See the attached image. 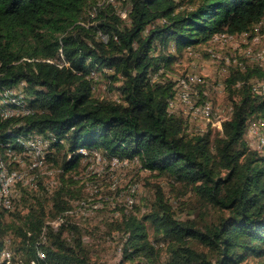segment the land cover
Instances as JSON below:
<instances>
[{
    "label": "trees",
    "instance_id": "obj_1",
    "mask_svg": "<svg viewBox=\"0 0 264 264\" xmlns=\"http://www.w3.org/2000/svg\"><path fill=\"white\" fill-rule=\"evenodd\" d=\"M125 2L126 17L109 0H0V92L21 87L31 110H0V155L24 150L19 138L42 136L47 160L61 167L56 186L38 180L29 191L25 213L15 207L8 219L11 196L10 209L0 204V254L12 233L23 264H98L70 217L83 193L71 173L100 153L184 181L201 203L199 217H181L158 185L144 212L107 220L125 239L123 261L156 264L163 244L165 264H264V153L246 140L252 119L264 121V94L255 88L264 84L263 66L223 80L233 108L215 133L189 130L185 112L170 109L177 78L167 72L216 33L256 34L264 0ZM93 70L112 79L117 97L95 95Z\"/></svg>",
    "mask_w": 264,
    "mask_h": 264
},
{
    "label": "rangeland",
    "instance_id": "obj_2",
    "mask_svg": "<svg viewBox=\"0 0 264 264\" xmlns=\"http://www.w3.org/2000/svg\"><path fill=\"white\" fill-rule=\"evenodd\" d=\"M109 1L115 4L118 12H126L128 4L125 0ZM122 16L126 17V14H122ZM212 40L209 43L199 45V49H193L190 53L188 51L186 53L184 50L182 54L178 55L177 60L168 66L167 72L173 79L184 73H194L202 77L204 86L201 84L202 87L197 88L199 90L197 98L200 97V101L210 100V106L213 104L217 109L216 117L218 118H195L192 116L191 119L188 114L187 103L184 102H179V106L175 108L187 112L185 115L188 118L189 130L202 131L213 128V133H215L218 132L221 122L230 116L233 108L230 92L227 85L226 88L224 87L223 80L226 81L228 77H231L236 68L245 69L243 67L245 64L247 66L250 64L255 65L253 62H257L259 54H261L260 59L264 63V23L261 24V27H257L256 34L234 33L233 38L226 42H214ZM172 47L174 48V46ZM227 58H229V61ZM262 66L264 68V65ZM159 73L161 71L156 73L153 79H156ZM91 75H94L97 79L94 90L96 96L110 98L118 96V91L110 88L112 82L110 77H103L101 72L96 70H93ZM259 82L262 81H257V83ZM237 85L239 86L240 82ZM13 89V93L17 91L23 97L21 87H13ZM3 94L8 98L10 97L8 89L0 92V99ZM172 108L174 107H170L171 110ZM6 110L10 111L11 109L6 108ZM263 134L264 121L262 119H252L249 131L246 134V140L252 147H256L264 153ZM33 137L36 147H33L25 138H19L18 141L24 146V150L20 149L16 152L13 150L12 154V150L9 149L5 158L0 156V204L4 208L10 209L8 208L11 206L9 196H11L14 204L12 211L6 212V218L8 219L13 216L11 213L15 207L22 210L23 213L27 211L23 207L22 200L30 198L29 191L37 187L38 180H41L47 186H56L59 183L61 167L54 165L46 158L49 138L45 139V144H43L42 136ZM43 154L45 155V161H43ZM13 170H15V176L6 191L4 185H7V174L13 175ZM71 175L77 179L76 187L82 190L83 193L81 197L72 201L70 220L85 229L84 241L87 247L91 249L93 260L97 261L98 264H135L137 261H143V264H153L146 258H140L133 262L130 260L123 261L122 248L125 239L121 232L111 231L107 225V220L120 218L123 212H137V210L138 212L139 210L144 212L155 198L158 185L164 188V193L174 204L181 217H199L201 207L199 198L186 187L187 184L184 181L167 174L142 169L140 163L136 160L109 159L97 153L83 158L79 167L72 171ZM23 185H30L27 192L23 190ZM213 216L214 213L209 217ZM52 224L58 225L59 221H53ZM152 232L153 229L150 228L151 235ZM7 237L5 249L10 252L11 258L8 261L6 252H2L0 254V264H23L21 260L25 262L24 257L16 255L14 258L11 251L10 242L15 239L14 234L11 233ZM157 248L159 253L155 263L165 264L167 259L166 248L163 244H158Z\"/></svg>",
    "mask_w": 264,
    "mask_h": 264
},
{
    "label": "bare ground",
    "instance_id": "obj_3",
    "mask_svg": "<svg viewBox=\"0 0 264 264\" xmlns=\"http://www.w3.org/2000/svg\"><path fill=\"white\" fill-rule=\"evenodd\" d=\"M120 14H121V12H120ZM242 34L247 35V33H242ZM232 38H233V34L220 32V33L214 34L212 37L213 40L212 39L211 40L214 42H226L228 40H231ZM255 42L258 43L257 40H255ZM246 54H248V53H246ZM260 55L261 54H259V56L257 57V62H259L260 65H264L262 59H260V57H261ZM237 56L240 57V55H238V54H237ZM228 57H229V55H228ZM229 58H227L228 61H229ZM233 58H235V57H233ZM245 65L244 66L242 65V66L245 67ZM262 83H259L258 85H256L255 88H258L257 90L264 94V84H262ZM201 84H204V80L198 74L187 73L185 75L178 76L177 77V91H176L177 94H176L175 98L171 100L170 106L171 107L179 106V102L187 103L186 106L188 109V114H190V116H191V119H192V116L197 118L198 116H201V115H213L214 118H218V117H216V115L218 113L217 109L214 107L213 104H212V106H210V103H211L210 100L204 99V100L200 101V97L197 98V96L199 95V92H198L199 90L197 88ZM8 90L10 92V97L8 98L6 95L3 94L1 96V99H0V110H1L2 115H4V116H10L11 115L12 116L14 114H16V115L23 114L24 115V113H26V114L29 113L31 110H30V108L27 107L28 105L26 104L24 99H22L20 94H18L17 91H14V93H13V90H14L13 88H8ZM4 91H6V89ZM4 104H11V105L5 106ZM1 105H4V106L1 107ZM184 106H182V107H184ZM180 107H181V105H180ZM6 108H10L11 110L7 111L9 109L6 110ZM172 110H173V108H172ZM180 113H182V112H180ZM25 139L33 147H36V144L34 143V140H35L34 137H29V138H25ZM41 140H42V138H41ZM18 143H21V142L18 141ZM42 143H43V140H42ZM42 157H43V161H45L44 160L45 159L44 154L42 155ZM113 158L118 159L117 157H113ZM113 158H110V159H113ZM43 161H42V163H43ZM13 175H15V170H13ZM42 255H44V254H42Z\"/></svg>",
    "mask_w": 264,
    "mask_h": 264
},
{
    "label": "built area",
    "instance_id": "obj_4",
    "mask_svg": "<svg viewBox=\"0 0 264 264\" xmlns=\"http://www.w3.org/2000/svg\"><path fill=\"white\" fill-rule=\"evenodd\" d=\"M121 14H126V12H121ZM31 137H32V135H31ZM42 149H43V147H42ZM83 151L86 152L85 149H83ZM12 154H13V150H12ZM44 158H45V155H44ZM14 176L15 175L7 174V185H4L6 191H7L8 185H11L12 184L13 179H14ZM6 256H8V261H9L10 258H11V255H10V252L7 249H6Z\"/></svg>",
    "mask_w": 264,
    "mask_h": 264
},
{
    "label": "clouds",
    "instance_id": "obj_5",
    "mask_svg": "<svg viewBox=\"0 0 264 264\" xmlns=\"http://www.w3.org/2000/svg\"><path fill=\"white\" fill-rule=\"evenodd\" d=\"M0 156H2V157H3V155H0Z\"/></svg>",
    "mask_w": 264,
    "mask_h": 264
}]
</instances>
